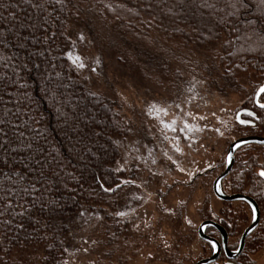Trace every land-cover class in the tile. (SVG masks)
Listing matches in <instances>:
<instances>
[{
    "label": "trees",
    "instance_id": "obj_1",
    "mask_svg": "<svg viewBox=\"0 0 264 264\" xmlns=\"http://www.w3.org/2000/svg\"><path fill=\"white\" fill-rule=\"evenodd\" d=\"M71 20L99 52L143 82L179 88L189 73L228 96L245 90L241 80L258 76L241 105L255 113L246 116L254 125L236 127L240 137L264 136V108L254 99L264 87V0H0L3 264L22 252H41L36 264H66L68 239L83 217L101 216L99 243L109 256L126 250L136 228L116 214L139 176L135 166L117 167L115 138L129 136L137 123L118 100L80 79L67 56ZM182 49L209 52V62L190 61ZM258 103L264 104L262 92ZM234 156L220 188L254 199L260 220L231 262L256 264L251 257L264 249V145L245 144ZM205 200L201 219L221 225L236 250L252 220L250 207L223 201L219 215ZM206 234L220 240L213 227ZM199 240L211 256V244ZM228 262L222 250L211 264Z\"/></svg>",
    "mask_w": 264,
    "mask_h": 264
},
{
    "label": "rangeland",
    "instance_id": "obj_2",
    "mask_svg": "<svg viewBox=\"0 0 264 264\" xmlns=\"http://www.w3.org/2000/svg\"><path fill=\"white\" fill-rule=\"evenodd\" d=\"M69 36L67 56L80 79L118 100L125 116L137 123L129 136L115 141L120 149L117 167L135 166L139 180L116 213L136 226L126 250L107 255L99 243L101 216L83 217L68 239L66 264H194L209 256L198 237L204 221L200 211L209 197L221 215L224 203L214 196L212 184L224 167L229 145L240 137L234 118L258 76L241 80L245 90L228 96L189 73L179 88L158 86L140 80L109 53L99 52L77 20L70 21ZM181 52L190 61L209 62L211 55L192 49ZM184 201L185 207H180ZM41 255L18 253L9 264H36ZM251 258L264 264V249Z\"/></svg>",
    "mask_w": 264,
    "mask_h": 264
},
{
    "label": "water",
    "instance_id": "obj_3",
    "mask_svg": "<svg viewBox=\"0 0 264 264\" xmlns=\"http://www.w3.org/2000/svg\"><path fill=\"white\" fill-rule=\"evenodd\" d=\"M260 91L256 93L255 96V103L261 107L264 108V104L258 103V97H259ZM243 115H252L254 116L255 113L252 110L249 109H240L237 111L234 121L238 125L241 126H250L254 125V121L250 119L243 118ZM245 144H259V145H264V136H246V137H239L235 139L228 147L226 157H225V168L224 171L215 178L212 184V191L214 196L220 200V201H230V202H235V201H244L251 209L252 211V220L250 225H248L242 232L240 240H239V246L236 250H230L228 248V240H229V235L227 231L218 223H216L213 220H204L200 223L198 227V237L204 241H207L211 244L212 246V254L209 257H204L199 259L196 263L194 264H211L215 261L218 260V258L221 255L222 250L224 251L227 259L229 260L228 264H234L231 262V260H234L237 256L240 255L242 252L244 245H245V239L246 237L256 228V226L259 223L260 220V211L257 203L255 202L254 199L247 195L243 194H231V195H226L223 193L222 189L220 188V183L223 178H225L230 170L232 169L235 161V151L240 148L241 146ZM264 177V176H263ZM208 227H213L215 228L219 234H220V240L211 236H208L206 234V229Z\"/></svg>",
    "mask_w": 264,
    "mask_h": 264
},
{
    "label": "snow or ice",
    "instance_id": "obj_4",
    "mask_svg": "<svg viewBox=\"0 0 264 264\" xmlns=\"http://www.w3.org/2000/svg\"><path fill=\"white\" fill-rule=\"evenodd\" d=\"M260 92L264 93V87L260 88ZM262 176H264V172L261 173ZM123 215V213H121Z\"/></svg>",
    "mask_w": 264,
    "mask_h": 264
},
{
    "label": "flooded vegetation",
    "instance_id": "obj_5",
    "mask_svg": "<svg viewBox=\"0 0 264 264\" xmlns=\"http://www.w3.org/2000/svg\"><path fill=\"white\" fill-rule=\"evenodd\" d=\"M240 109H243V108H239L238 110H240ZM246 116H251V117H254V116H252V115H243V118H246V119H248Z\"/></svg>",
    "mask_w": 264,
    "mask_h": 264
}]
</instances>
